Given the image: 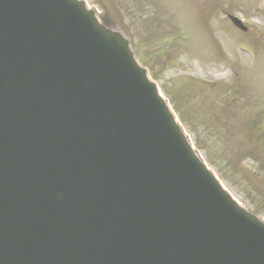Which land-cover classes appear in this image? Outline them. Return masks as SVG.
<instances>
[{
	"label": "water",
	"instance_id": "95a60500",
	"mask_svg": "<svg viewBox=\"0 0 264 264\" xmlns=\"http://www.w3.org/2000/svg\"><path fill=\"white\" fill-rule=\"evenodd\" d=\"M157 93L84 2L0 0V264H264Z\"/></svg>",
	"mask_w": 264,
	"mask_h": 264
},
{
	"label": "rangeland",
	"instance_id": "374dc122",
	"mask_svg": "<svg viewBox=\"0 0 264 264\" xmlns=\"http://www.w3.org/2000/svg\"><path fill=\"white\" fill-rule=\"evenodd\" d=\"M230 1L87 0L132 40L161 93L180 105L177 115L211 168L255 210L264 206V141L251 134L264 106V0ZM156 4L163 10L153 16L147 6ZM226 13L244 17L251 31L238 30ZM178 24L185 28L176 34ZM249 152L254 159H241Z\"/></svg>",
	"mask_w": 264,
	"mask_h": 264
},
{
	"label": "bare ground",
	"instance_id": "6f19581e",
	"mask_svg": "<svg viewBox=\"0 0 264 264\" xmlns=\"http://www.w3.org/2000/svg\"><path fill=\"white\" fill-rule=\"evenodd\" d=\"M67 8H69L67 6ZM97 47L101 49L102 53L104 54L105 52L109 53L111 56L115 57V51H114V47L111 48V47H108L106 44L104 43H97ZM106 54V53H105ZM119 56V53L117 54ZM14 105L15 106H19L20 103L17 101V102H14Z\"/></svg>",
	"mask_w": 264,
	"mask_h": 264
}]
</instances>
